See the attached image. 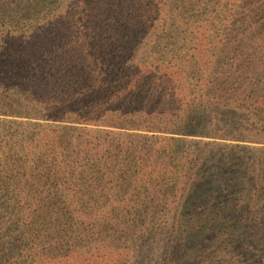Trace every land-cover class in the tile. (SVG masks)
I'll list each match as a JSON object with an SVG mask.
<instances>
[{
	"label": "trees",
	"instance_id": "1",
	"mask_svg": "<svg viewBox=\"0 0 264 264\" xmlns=\"http://www.w3.org/2000/svg\"><path fill=\"white\" fill-rule=\"evenodd\" d=\"M196 4L0 0V264H264V0Z\"/></svg>",
	"mask_w": 264,
	"mask_h": 264
},
{
	"label": "rangeland",
	"instance_id": "2",
	"mask_svg": "<svg viewBox=\"0 0 264 264\" xmlns=\"http://www.w3.org/2000/svg\"><path fill=\"white\" fill-rule=\"evenodd\" d=\"M193 1H196L197 2V4L195 5V7H194V12L195 13H197V12H201L202 11V9L201 8H203V7H208L209 6V11L211 10L210 9V4H212V6H211V8H213V7H215L216 9H219L218 8V5H220V3H222L223 2V4L225 3L226 4V6L229 4V2L231 1V0H212V1H214V2H212V3H210L209 4V2H210V0H193ZM215 1H218L217 3H215ZM253 1L254 0H251V2L253 3ZM259 0H256V2H258ZM237 3V2H236ZM264 6V5H263ZM215 14V13H214ZM200 15H201V13H200ZM201 17H203V15H201ZM216 27V25H214V28ZM200 31V30H199ZM227 60V59H226ZM253 62H255V60H254V58H253V60H252ZM229 63V62H228ZM228 63L226 64H222L221 66H218V68H217V70L220 72V73H223V70H225L226 68H227V65H228ZM237 67L236 66H234L233 67V70H235ZM263 77H264V73H263ZM178 100V99H177ZM161 102L162 103H166V104H168V103H172V102H175V101H172V100H170V97H164V98H162L161 99ZM180 108L181 107H183V106H179ZM31 122H33V121H36V122H41L40 120H38V119H34V118H32L31 120H30ZM201 131H203L202 133H205V131H208V129H211V128H208L207 126H206V123H201V126H200V128H199ZM204 135V134H203ZM202 139H208L207 137H201ZM225 142V141H224ZM227 142V141H226ZM206 148H209V147H206ZM62 264V263H61Z\"/></svg>",
	"mask_w": 264,
	"mask_h": 264
}]
</instances>
